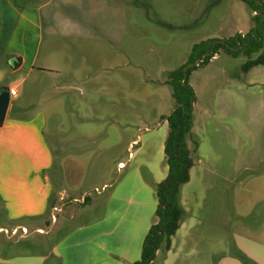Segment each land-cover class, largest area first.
Here are the masks:
<instances>
[{"label": "rangeland", "instance_id": "obj_1", "mask_svg": "<svg viewBox=\"0 0 264 264\" xmlns=\"http://www.w3.org/2000/svg\"><path fill=\"white\" fill-rule=\"evenodd\" d=\"M45 1L40 54L12 102L17 116L43 120L57 208L8 222L0 202V249L7 244L15 260L34 261L56 245L70 263L96 250L97 232L112 230L105 247L118 252V233L134 225L133 243H143L155 220L156 184L167 175L169 73L183 67L194 90L193 165L178 192L189 225L186 243L176 244L178 264H243L234 248L264 264V63L245 71L259 52L220 47L199 64L213 41L254 26L252 7L243 0ZM108 198L124 211L120 222L111 213L97 221Z\"/></svg>", "mask_w": 264, "mask_h": 264}, {"label": "crops", "instance_id": "obj_2", "mask_svg": "<svg viewBox=\"0 0 264 264\" xmlns=\"http://www.w3.org/2000/svg\"><path fill=\"white\" fill-rule=\"evenodd\" d=\"M48 4L49 1L45 0H0V63L6 65L0 67V89L10 87L17 89V94L10 96L6 116L0 125V202L3 203L4 218L8 222L44 217L48 209L57 208L56 192L49 176L54 153L46 141L43 120L38 117L17 116L15 104L12 102L19 94V87L24 83L27 75L35 69L43 39V8ZM47 12L53 14L56 11L47 9ZM16 56L20 57L21 61L17 67H13L9 59ZM40 67L44 69L45 66ZM18 72L22 75L16 82L11 84L3 82L4 75ZM109 200L108 198L101 202V213L97 221H106L111 213L117 215L120 222L124 219L125 213L118 207L111 209ZM86 201L87 198H84L83 203L85 204ZM50 203L52 206L49 207ZM180 205L182 206L181 202ZM182 208L187 212L186 208L183 206ZM185 218L181 219L179 228L171 236L169 249L157 251L155 264H178V252L181 246L177 248L176 244L177 241L182 245L186 243L189 229ZM19 223L15 227L27 231V226ZM135 228L134 225L118 233L120 239L114 244L118 252L105 247L106 239L113 234L112 230H108L92 234L91 237L102 239L97 242L96 250L92 253L79 254L75 262H64L63 252L56 251L54 245L47 253L38 252L37 257L33 258L34 261L15 260L14 256L7 257L4 255L6 249L3 247L2 250L0 249V264H132L140 257L142 247V242L133 243ZM147 228L149 229V224ZM34 230L42 229L38 225ZM31 254L33 253L30 252L27 256ZM49 259L54 262L47 263L46 260Z\"/></svg>", "mask_w": 264, "mask_h": 264}, {"label": "trees", "instance_id": "obj_3", "mask_svg": "<svg viewBox=\"0 0 264 264\" xmlns=\"http://www.w3.org/2000/svg\"><path fill=\"white\" fill-rule=\"evenodd\" d=\"M252 7L255 24L246 33L237 32L224 40H215L210 44L212 53L204 55L199 64H206L214 56L216 50L224 47L226 50L243 52L248 57L254 52L259 54L248 58L243 69L248 71L252 66L264 63V0H243ZM256 11V13H255ZM234 44V48L231 44ZM190 69L179 67L169 73V83L174 107L164 118L168 124V132L164 140L163 152L167 161V175L156 184L157 207L155 220L149 227L141 247L140 257L132 264H155L156 253L159 249L168 250L171 236L179 228L184 215V209L179 202V186L188 181L189 170L193 165L190 149L187 145V135L192 127V110L194 90L188 82ZM52 203L49 204V207ZM11 246H4L7 257L18 255L8 251ZM8 248V249H7ZM8 252V253H7ZM231 255L243 264H258L240 249L234 248Z\"/></svg>", "mask_w": 264, "mask_h": 264}, {"label": "water", "instance_id": "obj_4", "mask_svg": "<svg viewBox=\"0 0 264 264\" xmlns=\"http://www.w3.org/2000/svg\"><path fill=\"white\" fill-rule=\"evenodd\" d=\"M21 58L16 56L9 59L10 64L13 67H17L20 64ZM10 101V95L7 88L0 89V125L3 123L4 118L6 116V112L8 109Z\"/></svg>", "mask_w": 264, "mask_h": 264}, {"label": "built area", "instance_id": "obj_5", "mask_svg": "<svg viewBox=\"0 0 264 264\" xmlns=\"http://www.w3.org/2000/svg\"><path fill=\"white\" fill-rule=\"evenodd\" d=\"M8 92H9V95H10V96H14V95L17 94V89H16V87H10V88L8 89ZM23 230H24V229H23Z\"/></svg>", "mask_w": 264, "mask_h": 264}]
</instances>
